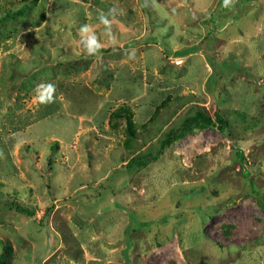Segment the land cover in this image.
<instances>
[{"label":"rangeland","instance_id":"rangeland-1","mask_svg":"<svg viewBox=\"0 0 264 264\" xmlns=\"http://www.w3.org/2000/svg\"><path fill=\"white\" fill-rule=\"evenodd\" d=\"M0 264H264V0H0Z\"/></svg>","mask_w":264,"mask_h":264},{"label":"trees","instance_id":"trees-1","mask_svg":"<svg viewBox=\"0 0 264 264\" xmlns=\"http://www.w3.org/2000/svg\"><path fill=\"white\" fill-rule=\"evenodd\" d=\"M214 114L215 120H213L212 117L209 116L206 112L198 111L192 117H188L187 119H185L180 127L171 130L164 135L160 144V150L157 152V155H152L151 153L139 155L137 158H133L130 164L136 163L140 164L141 167L146 166L150 162L154 161L163 149H165L172 143L179 141L186 134L192 133L196 129H202L206 125L216 126L220 132L224 133L225 129L228 127L227 120L222 116L219 109H217ZM128 125L131 126V120L129 118ZM236 157L240 162L244 161V155L241 150H237ZM8 204L9 206L17 208L22 213H25L30 216L34 215L33 210L30 208L22 207L14 202H9Z\"/></svg>","mask_w":264,"mask_h":264},{"label":"clouds","instance_id":"clouds-1","mask_svg":"<svg viewBox=\"0 0 264 264\" xmlns=\"http://www.w3.org/2000/svg\"><path fill=\"white\" fill-rule=\"evenodd\" d=\"M234 0H224V5L227 7L229 5H233ZM101 22L104 24H108L109 21L106 19V17L103 16V14L100 17ZM88 28L85 26L81 29V31H87ZM100 47V45L97 43L96 38L93 36L89 39L87 43V52L92 55L95 54L96 50ZM38 95L36 99H38L41 103H50L53 102L54 94H55V85L53 84H41L37 86L36 89Z\"/></svg>","mask_w":264,"mask_h":264}]
</instances>
